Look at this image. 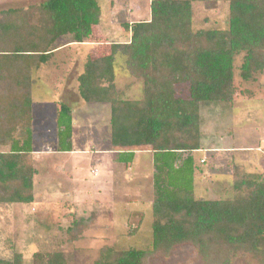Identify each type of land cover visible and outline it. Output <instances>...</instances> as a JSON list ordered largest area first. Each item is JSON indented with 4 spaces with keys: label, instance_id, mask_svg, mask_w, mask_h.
Returning <instances> with one entry per match:
<instances>
[{
    "label": "trees",
    "instance_id": "obj_1",
    "mask_svg": "<svg viewBox=\"0 0 264 264\" xmlns=\"http://www.w3.org/2000/svg\"><path fill=\"white\" fill-rule=\"evenodd\" d=\"M200 1L151 0L149 20L124 25L132 33L130 42L110 45V53L89 60L79 78L84 101L110 105L112 145L130 148L117 161L132 163L131 148L150 147L153 154L151 250L105 247L95 264H148L151 257L181 245L194 246L204 264H232L240 254L264 261V175L231 163L234 196L218 200L197 198L194 186L201 169L195 161L203 139L200 107L226 110L240 95L252 98V92L237 86V56L243 54V81L264 72V0H223L228 3V29L194 31L193 5ZM101 14L100 0H47L34 13L2 14L0 36L8 47L0 49V146L9 149L0 152V203L35 201L34 72L61 38L88 41ZM119 54L128 74L143 82L141 100L119 96ZM184 83L189 85L187 99L177 94ZM56 123L58 151L72 152L69 106L60 105ZM81 223L75 221L68 231ZM0 264L24 262L15 254Z\"/></svg>",
    "mask_w": 264,
    "mask_h": 264
},
{
    "label": "rangeland",
    "instance_id": "obj_2",
    "mask_svg": "<svg viewBox=\"0 0 264 264\" xmlns=\"http://www.w3.org/2000/svg\"><path fill=\"white\" fill-rule=\"evenodd\" d=\"M46 1L0 0V20L4 13H34ZM100 6L101 26L83 43V61L87 53L108 55L110 45L129 43L132 33L124 25L151 18V0H100ZM193 26L194 31L228 29V3L223 0L195 2ZM2 40L0 36V49L8 47ZM70 41V36L61 38L52 55L60 54ZM102 47L109 50H101ZM242 63L243 54L235 59L236 83L241 91L252 92V98L240 95L233 104L234 109L228 110L201 106L202 142L207 148L218 149L244 145L242 148L251 150L247 156L240 157L244 171L264 175V72L256 73L254 79L245 82L240 77ZM115 71L119 96L125 100H141L143 82L128 74L121 54L116 58ZM177 94L189 98V85H178ZM52 98L46 91L34 99L35 201L32 204L0 203V259L9 260L21 254L24 264H95L105 247L116 252L133 248L151 250L153 164H149L150 155H138L139 159L144 158L140 166L143 170H139L138 164L131 170L128 169L132 167L130 164L120 167L121 171L119 166L115 169L112 152L130 148L110 144V105L88 108V104L83 103L86 108H78L75 113V149L71 153H60ZM259 144L263 150H256ZM8 149L0 146V152ZM131 149L151 151L150 147ZM208 156L203 151L196 158ZM230 164L217 154L205 163L199 162L201 169L194 184L196 197L218 200L234 196L232 177L228 175L232 172ZM79 220L84 223L69 232L72 224ZM148 264H204V261L194 246L181 245L167 255L160 253L151 257ZM232 264H264V261L251 254H240Z\"/></svg>",
    "mask_w": 264,
    "mask_h": 264
},
{
    "label": "crops",
    "instance_id": "obj_3",
    "mask_svg": "<svg viewBox=\"0 0 264 264\" xmlns=\"http://www.w3.org/2000/svg\"><path fill=\"white\" fill-rule=\"evenodd\" d=\"M151 16V11L149 13ZM102 17V16H101ZM102 18L100 21V25L98 24L93 28V33L96 27L101 26ZM93 35V34H92ZM82 46L83 43H76L72 40L69 44L64 46L62 48V52L56 55H50L45 62H43L38 69L34 72V86L32 89V96H33V111H32V119H33V138H34V99L37 94L45 93L46 91L52 95V104H54L55 111H56V118L58 116V110L60 108V105L65 104L69 106L72 109L73 114V140H75V131H76V123H75V113L78 108H86V106L83 104H88L87 107L90 108L94 105H102L106 103H88L82 99L79 93V78L80 76L85 72V66L88 63L89 60L97 61L99 59H102L103 57L107 56L106 54L99 56L98 54H93V52L87 53L85 55V60L83 61L81 57V48H84ZM66 50V51H65ZM90 49H88L89 52ZM101 50H107L106 47H102ZM231 109V108H230ZM234 109V107H232ZM228 110V109H226ZM40 121V120H39ZM41 122V121H40ZM56 135H57V123H56ZM257 139V137H256ZM255 139V141H256ZM35 144V141H34ZM110 144L111 143V137H110ZM244 145L240 146H230L225 148H207L204 146V143L202 142V149L198 151L197 153L200 154L203 151L207 152L209 154L208 157L200 158L199 160L195 157L196 163L199 164V162L206 161L209 157L214 156V154H217L218 156L222 157L224 161H230L231 163H235L239 167L243 168L242 161H240V157L246 155L247 152L251 150H246ZM263 147L259 144L256 150L260 151L263 150ZM75 149V145L73 146V151ZM108 149V148H107ZM108 152H112V149H108ZM72 151V152H73ZM64 153V152H60ZM71 153V152H69ZM114 154V161H115V169L119 166V171H121L120 167L125 166L126 164L120 163L117 161L118 154L120 152H112ZM147 153L150 155L149 157V164L152 166L153 164V154L151 151H136L135 157L132 163V167H129L128 169L131 170L135 164H138L140 167L144 161L143 159H139L138 155ZM196 153V155H198ZM195 155V156H196ZM146 160V159H145ZM202 160V161H201ZM146 162V161H145ZM129 165V164H128ZM127 166V165H126ZM139 170H143L142 167H140ZM154 172V168L152 170V175ZM113 173V172H112ZM116 174V173H115ZM114 174V175H115ZM112 175V174H111ZM110 175V176H111ZM122 177L123 175L120 174ZM229 176L232 175V172L228 173ZM111 179V177H110ZM125 180H128L125 178Z\"/></svg>",
    "mask_w": 264,
    "mask_h": 264
}]
</instances>
